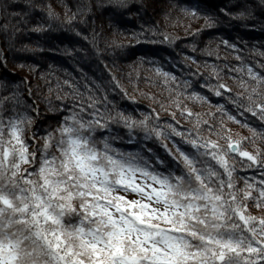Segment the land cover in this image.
I'll return each mask as SVG.
<instances>
[{
	"label": "snow or ice",
	"instance_id": "6c2138e0",
	"mask_svg": "<svg viewBox=\"0 0 264 264\" xmlns=\"http://www.w3.org/2000/svg\"><path fill=\"white\" fill-rule=\"evenodd\" d=\"M130 3L131 0H96L95 7L108 4L131 16L134 13L128 7ZM202 3L203 0H196L181 10L192 19L203 17L204 26L210 27L216 21L210 11H201ZM23 4L20 11L11 13L9 9L15 7L12 3L4 2L0 8L5 14L0 32L9 49L14 47L17 33L27 31L18 25L27 24L25 17L33 8L45 7L49 21L59 18L50 5L33 4L32 0H23ZM260 6L264 8V0H260ZM64 8L65 22L88 40L89 36L79 31L74 22H88L87 17L93 12L92 0H78L74 11L66 4ZM249 8L245 3L240 11L227 14L251 15ZM13 16L20 20L13 23ZM50 27V23L38 22L31 30L42 32ZM131 35L134 40L142 36L147 39L142 32ZM163 39L167 41L168 37ZM91 42L96 47L94 37ZM221 42L234 50L238 47L228 40ZM111 43L116 48L123 47L115 39ZM23 47L42 46L37 42ZM65 51L71 55L75 49ZM233 54L240 59L238 52ZM0 62L7 64L2 50ZM243 67L238 66V70ZM212 71H217L215 65ZM163 75L176 79L172 73ZM247 76L254 83L250 85L243 77H236L244 91L237 92L233 102L264 121V75L248 65ZM217 80L215 85L206 86L216 95L229 90L219 77ZM26 82V77L21 81L0 78V264H264V214L247 211L249 198L256 207L264 209V149L255 143L256 138L264 140V128L257 132L251 125H244L253 133L255 151L244 149L241 140L247 138H234L231 129L222 128L216 133L225 140L224 146L200 131L191 134L189 129L190 134L185 135L184 130L170 124L171 131L191 145V151L176 146L173 152L165 144L173 157L168 161L138 140L135 150L124 151L112 142L123 137L118 132L113 135L110 122L123 125L129 140L135 139V128H143L145 138H167L169 134L160 126L150 128L152 121L147 114L137 118L127 110L110 109L106 94L103 106H98V92L103 89L99 84L93 87L87 78L58 79L55 84L49 83L48 92L51 94L55 88L57 99H68L72 108L66 109L69 114L53 131L40 132L36 128L31 132L33 139L39 137L43 141L37 161L36 149L29 151L24 137L26 127L35 118L31 113L39 114V108L30 102V86L28 98L23 95L21 84ZM189 95L207 100L198 92ZM176 107L188 118L193 116L186 105L182 107L177 102ZM88 109L90 118L79 114ZM49 110L56 109L50 106ZM228 119L236 117L229 115ZM97 128L106 129V134L96 137ZM233 153L246 158L239 161L242 168L259 170L258 183L245 176L244 184L237 186V158ZM136 173L146 183H136ZM252 188L258 195H253ZM129 189L141 199H127L117 191Z\"/></svg>",
	"mask_w": 264,
	"mask_h": 264
},
{
	"label": "trees",
	"instance_id": "16d2710c",
	"mask_svg": "<svg viewBox=\"0 0 264 264\" xmlns=\"http://www.w3.org/2000/svg\"><path fill=\"white\" fill-rule=\"evenodd\" d=\"M4 2L15 5L9 9L10 13L20 11L24 7L23 0H0V8ZM32 2L42 6L50 5L53 12L59 14V18L54 17L49 21L45 7L33 8L25 17L27 24L18 25L27 31L17 33L14 47L11 49L5 45V37L0 32V50L7 57L6 66L0 62V78L9 81L27 78V82L21 84V88L25 89L23 95L28 98L27 89L30 86V102H34L39 108V114L31 113L35 118L32 124L26 127L24 137L29 144V151L36 149L37 161L43 141L39 137L33 139L31 132L36 128H39L40 132L53 131L63 116L69 114L66 109L72 108L68 99H57L55 88L49 94V83L55 84L58 79L62 81L82 77L87 78L93 87L96 84L102 87L103 91L98 92L101 97L98 106H103V96L106 94L110 109L127 110L137 118H143L142 114H147L152 121L150 128L160 126L169 134L167 138H157L155 135L145 138L144 129L135 128V139L129 140L123 125L110 122L113 135L118 132L123 137L112 142L124 151L135 150L137 140L142 146L152 148L157 155L168 161H172L173 157L165 149V144L173 152L176 146L191 151V145L182 136L173 133L168 127L169 124L184 130L185 135L190 134L189 129L192 130L191 134L200 131L201 135L216 139L224 146L225 140L219 138L216 133L221 132L222 128L231 129L230 134L234 138H247L241 140L244 149L255 151L252 143L253 133L244 125H251L259 132L264 128V121L234 103L233 97L237 92L244 91L236 77H243L250 85L254 83V80L247 76L248 65L264 75V8L260 6V0H203L201 11H210L216 21L210 27L204 26L203 17L192 19L181 10L195 4L196 0H131L128 5L134 13L131 16L125 14L126 10L108 4L97 9L96 0H92L93 12L88 15V22H74L79 31L89 36L88 40L72 31L64 20V5L74 11L78 0ZM79 2L87 3V0ZM245 3L250 6L248 10L251 15L237 17L227 14L229 11H240L241 5ZM11 19L14 23L20 20V17L13 16ZM4 21L5 14L0 11V24ZM38 22L50 23L51 27L42 32L32 31L31 26ZM152 28L156 31L150 32L149 29ZM133 32H142L147 39L142 36L141 39L134 40L131 35ZM164 36L168 37L167 41H164ZM93 37L96 47H93L91 42ZM113 39L123 47L116 48L111 43ZM222 40L236 44L237 49L225 46ZM37 42L41 48L23 47L25 44L34 45ZM67 48H74L75 51L70 55L65 51ZM234 51L238 52L240 59L233 54ZM213 65L217 68L216 72L212 71ZM240 65L244 66L243 70H238ZM157 68L162 71L158 72ZM42 72L45 74L43 77ZM163 72L172 73L176 79L165 77ZM217 77L229 86V90H221L220 95H216L206 86L215 85L218 82ZM80 82L83 86L82 79ZM191 92H198L207 97V100L200 101L191 97ZM42 98H46L49 103ZM177 102L182 107L186 105L191 109L193 116L188 118L187 113L182 114L181 108L176 107ZM60 104L66 107L60 108ZM50 106L56 110H49ZM90 112L91 109H88L79 114L87 119L90 118ZM196 114L199 116V128L196 124ZM229 115L235 116L236 119H228ZM237 120L240 123H237ZM106 132V129L97 128L94 135L101 137ZM255 143L260 149H264V140L256 138ZM231 155L237 158L234 173L237 186L244 184L245 176L254 178L258 183L259 170L242 168L239 161L246 158H240L238 153ZM117 191L127 199H141L131 197L125 191ZM128 191L131 192V189ZM250 191L253 195H258L255 188ZM248 204V212L254 215L264 214V209L256 207L251 198Z\"/></svg>",
	"mask_w": 264,
	"mask_h": 264
},
{
	"label": "rangeland",
	"instance_id": "374dc122",
	"mask_svg": "<svg viewBox=\"0 0 264 264\" xmlns=\"http://www.w3.org/2000/svg\"><path fill=\"white\" fill-rule=\"evenodd\" d=\"M136 177H137V179H136V183H146V182H144V181H142L141 179H140V175H137L136 174ZM127 193V195H129V196H131V197H137V198H141V196L138 194V193H135V192H126ZM154 203V202H153Z\"/></svg>",
	"mask_w": 264,
	"mask_h": 264
}]
</instances>
